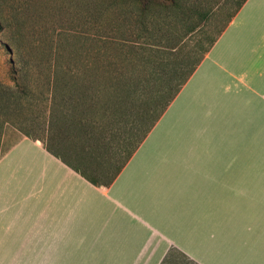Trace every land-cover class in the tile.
I'll list each match as a JSON object with an SVG mask.
<instances>
[{"label":"rangeland","instance_id":"rangeland-1","mask_svg":"<svg viewBox=\"0 0 264 264\" xmlns=\"http://www.w3.org/2000/svg\"><path fill=\"white\" fill-rule=\"evenodd\" d=\"M176 1L188 13V27L198 21L187 36L184 14L144 13L140 0H0V153L7 113L17 128L43 127L49 143L82 174L109 181L149 122L152 92L177 80L213 42L135 149L142 144L111 196L129 206L155 191L157 183L148 180L158 176H175L180 191L193 192L194 182L182 180L196 177L197 190H209L208 178L200 176L220 171L204 160L209 157L254 160L247 173L258 181L246 182V189L264 195V0H249L241 10L242 0ZM184 36L170 55L168 47ZM153 50L161 57L158 79L148 74ZM120 82L131 92L123 101L114 96ZM44 100L52 101L48 129L40 127L44 117L37 111Z\"/></svg>","mask_w":264,"mask_h":264},{"label":"crops","instance_id":"crops-1","mask_svg":"<svg viewBox=\"0 0 264 264\" xmlns=\"http://www.w3.org/2000/svg\"><path fill=\"white\" fill-rule=\"evenodd\" d=\"M43 104L39 124L48 129L52 101ZM4 115L10 128L0 153V264H264V195L245 185L258 181L247 173L254 160L195 158L220 167L200 176L209 190L198 191L196 177L182 180L194 182L193 192L180 191L175 176H158L148 180L155 191L123 206L111 193L146 139L111 183L94 185L43 127L17 128L14 116Z\"/></svg>","mask_w":264,"mask_h":264},{"label":"trees","instance_id":"trees-1","mask_svg":"<svg viewBox=\"0 0 264 264\" xmlns=\"http://www.w3.org/2000/svg\"><path fill=\"white\" fill-rule=\"evenodd\" d=\"M140 2H145L142 3V9H144V13H147V11L149 10V8H158L163 10L164 12H170L173 11L175 9H177L178 11H180L182 14H184V23L187 27V31L185 33V36H187V34H191L195 31V29L198 26V21L195 22V24L191 27H188V13L185 12V9H181V6H179V4L177 3L176 0H158L157 3H153L152 0H140ZM246 2V0H242L239 4H238V9H241L242 6L244 5V3ZM201 20L204 17V14H201ZM187 18V19H186ZM200 20V18H199ZM185 36L182 37L179 42L177 44H175V46L173 47H168L169 48V54L170 55H174L176 51H178L179 49H181L180 44H183V42L185 41ZM213 46V42L210 43V45L206 48L202 50V53L199 57L193 59L189 66L187 67V69H185V71L182 72L181 76L173 81H167L166 85H164L163 87H161L160 89L154 90L152 93L154 95L153 101L152 103H154L152 109L148 108V111L150 110L151 113L149 115V122L146 126V128L144 129L143 133L140 135L139 138H137L134 141V145L130 150H127L126 153V158L125 160H123L122 165H120V167L118 168L116 174H114V176H112V178L105 182V185H108L109 183H111L113 181V179L115 178V176L121 171L122 167L128 162V160L132 157V155L135 152V149L137 148V146L141 143V141H144L146 139V137L148 136V134L150 133V131L152 130V128L155 127V125L157 124V122L160 120V118L162 117V115L164 114V112L166 111V109L168 108L169 104L172 103V101L176 98V96L178 95V93L181 90V87H183L187 81L190 79V77L193 75V73L195 72L196 68L200 65V63L202 62V60L204 59V55L207 54L209 52V50L212 48ZM176 49V50H174ZM149 54V53H148ZM159 52L157 50H153L151 51V54H149L150 58H153V64L151 68L148 69V74L150 77H152L153 79L157 78V76L160 74L158 72V69L155 66V63H157V59L156 58H161L159 55ZM179 67H173V69H171L169 71V75L170 77L172 76V73H176L178 71ZM181 69V68H180ZM177 70V71H176ZM129 85L125 82H120V84L118 83V86H116V91H114V96L115 99L118 101H122L125 100L126 96L128 95V93L130 92V88L128 87ZM89 182H91L94 185H99V182L95 179L89 178L88 176L82 174Z\"/></svg>","mask_w":264,"mask_h":264}]
</instances>
